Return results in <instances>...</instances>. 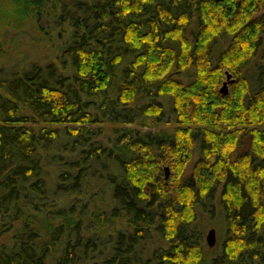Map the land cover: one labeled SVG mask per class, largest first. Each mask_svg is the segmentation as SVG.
Returning <instances> with one entry per match:
<instances>
[{"label":"trees","instance_id":"trees-1","mask_svg":"<svg viewBox=\"0 0 264 264\" xmlns=\"http://www.w3.org/2000/svg\"><path fill=\"white\" fill-rule=\"evenodd\" d=\"M262 59L264 0H0V264H203L220 190L209 264H264Z\"/></svg>","mask_w":264,"mask_h":264},{"label":"rangeland","instance_id":"rangeland-1","mask_svg":"<svg viewBox=\"0 0 264 264\" xmlns=\"http://www.w3.org/2000/svg\"><path fill=\"white\" fill-rule=\"evenodd\" d=\"M46 26H44V28H46ZM47 29H49V27H47ZM40 38L42 37L39 34H29L28 32H26L24 33V36L18 38L13 43L8 42L6 43V45L10 46V44L11 45L15 44L17 46V48L13 50V52L17 53V55L15 56L16 58L19 57L20 53H23L27 60L41 64L44 63V61L46 62V59L49 61L48 58H50V61L53 60L54 56L56 57V52H54L53 46H55V44L52 41L47 44L44 43L43 40H40ZM221 41L223 42L219 44H215V48L216 46H218V49L221 48L223 45H225V41L228 40L224 38ZM56 42L57 41H55V43ZM10 53H8L7 56L11 55ZM256 60L257 59L254 57L249 63V65L246 68H244V76L248 78L252 87L258 85L259 68H257V65L255 64ZM260 63L264 64V59H262ZM226 80L227 78L225 77L224 82ZM222 86L223 84L221 85V88ZM230 86L231 85L229 84L228 91L230 90L229 89ZM168 104L169 103L166 102L167 106ZM172 125L174 124L172 123ZM162 127L164 129H167V128H173L174 126L172 127L162 126ZM200 158H201V151L199 147L196 146V148L194 149L193 158L188 166L187 174H189L192 171L193 166ZM163 173H164L163 178L165 179V172ZM170 178H171V168H170ZM169 180L166 182H169ZM220 192L221 190L216 193V197L214 199L207 201L206 208L210 211V213H212V216H210L209 214H204L203 216L202 214L197 220V224H198L197 229L204 232L203 234L204 237H206L208 231L212 228L216 229V234H217V244L214 248H209L207 243L204 244L205 260L203 264H209V259H212L214 257L219 258L223 253L222 247L226 233V222L223 211L219 203Z\"/></svg>","mask_w":264,"mask_h":264},{"label":"water","instance_id":"water-1","mask_svg":"<svg viewBox=\"0 0 264 264\" xmlns=\"http://www.w3.org/2000/svg\"><path fill=\"white\" fill-rule=\"evenodd\" d=\"M226 78L227 80L223 83L222 88L220 89V92L223 95H227L229 93L228 91V85L234 83V79H232V75L230 74H226ZM164 172H165V181H168L170 178V168L168 166H166L164 168ZM206 243L209 246V248H214L217 244V234H216V229L212 228L208 231L207 235H206Z\"/></svg>","mask_w":264,"mask_h":264},{"label":"flooded vegetation","instance_id":"flooded-vegetation-1","mask_svg":"<svg viewBox=\"0 0 264 264\" xmlns=\"http://www.w3.org/2000/svg\"><path fill=\"white\" fill-rule=\"evenodd\" d=\"M206 240V239H205Z\"/></svg>","mask_w":264,"mask_h":264}]
</instances>
